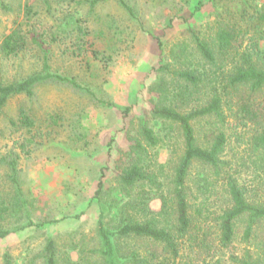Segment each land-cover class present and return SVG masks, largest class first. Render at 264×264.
Masks as SVG:
<instances>
[{
  "label": "rangeland",
  "instance_id": "obj_1",
  "mask_svg": "<svg viewBox=\"0 0 264 264\" xmlns=\"http://www.w3.org/2000/svg\"><path fill=\"white\" fill-rule=\"evenodd\" d=\"M245 8L251 14L261 13L264 0H0V47L16 31L28 43L17 56L0 50V81L14 82L41 72L47 58L52 73L75 78L84 87L61 81L41 83L31 98L11 99L0 116V207L16 202L24 206L23 218L5 216L0 225L15 229L34 223L0 240V264H44L45 248L53 239L60 264L97 262L93 251L99 247V183L103 180L106 187H114V196L124 199L113 161L120 149L129 147L130 123L137 126L150 109L149 87L158 79L157 69L175 44H192L189 29L208 38L218 15L229 19L228 14ZM260 48L264 50V41ZM256 99L262 102L264 95ZM23 112L33 127L20 124ZM152 125L158 128L157 123ZM203 126H197L199 137L204 135ZM255 127L244 126L239 118L228 119L227 156L241 183L259 189L262 196L264 171L248 159ZM173 141L181 154L182 139ZM172 159L171 149L159 150V163ZM203 173V166L195 164L191 186L196 195L193 203L204 211L201 223L206 222L211 234L210 253L186 241L180 255L171 258L158 243L125 238L119 242L121 254L138 255L149 264H215L218 259L221 264H239L249 252L258 254L263 248L259 242H264V222L257 230L259 238L251 244L244 241L245 220L238 222L229 247L215 240L214 219L228 206L227 198L220 184L212 194L197 191L206 184L198 181ZM148 203L155 211L161 207L157 196ZM113 216L117 217L116 211Z\"/></svg>",
  "mask_w": 264,
  "mask_h": 264
},
{
  "label": "trees",
  "instance_id": "obj_2",
  "mask_svg": "<svg viewBox=\"0 0 264 264\" xmlns=\"http://www.w3.org/2000/svg\"><path fill=\"white\" fill-rule=\"evenodd\" d=\"M227 16L232 18L218 15L208 38L189 29L194 46L186 42L175 44L167 61L157 69L158 79L149 87L150 109L137 126L130 123L126 131L129 147L120 149L113 161L115 181L124 199L119 200L114 196L117 189L100 181L99 247L93 251L98 260L92 263L84 259L82 264H149L148 259L140 260L138 255L121 254L119 242L125 238L158 243L171 258L180 255L186 241L210 253L214 248L211 234L206 230V222L201 223L199 218L204 211L193 203L196 195L191 175L197 163L204 168L198 181L206 183L197 186V191L205 189L202 195L212 194V188L220 184L227 198L228 206L216 213L214 219L215 240L223 248L233 244L241 220L246 221L244 241L251 244L259 238L257 230L264 222V195L260 196L259 189L249 188L237 177L227 156L226 125L230 117H235L244 126H256L248 144L252 151L248 159L257 170L264 171V100L256 99L258 94L264 95V50L260 48L264 41V11L251 14L245 8ZM27 45L26 37L16 31L5 37L0 50L6 56H17ZM48 81L67 82L84 89L75 78L52 73L45 58L41 72L14 82L0 81V116L11 99L19 95L31 98L34 88ZM129 111L128 108L126 112ZM153 123L158 124L157 129ZM201 123L205 125L204 135L199 137L197 126ZM20 124L26 128L34 126L24 112ZM178 138L182 139L181 154L178 142L173 141ZM164 148L173 153L168 164L158 161L159 150ZM153 195L161 201L158 211L148 203ZM23 207L19 202L0 207V221L9 215L23 218ZM115 211L117 217L113 216ZM29 226L34 223L30 221L15 229L0 225V240ZM259 244L263 248L258 254L249 252L239 264H264V242ZM43 257L44 264H60L55 239L48 242ZM221 263L218 259L215 264Z\"/></svg>",
  "mask_w": 264,
  "mask_h": 264
}]
</instances>
